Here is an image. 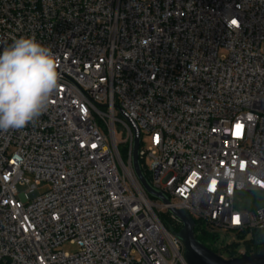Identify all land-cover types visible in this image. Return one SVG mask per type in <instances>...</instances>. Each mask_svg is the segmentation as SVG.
I'll list each match as a JSON object with an SVG mask.
<instances>
[{"label": "built area", "instance_id": "built-area-1", "mask_svg": "<svg viewBox=\"0 0 264 264\" xmlns=\"http://www.w3.org/2000/svg\"><path fill=\"white\" fill-rule=\"evenodd\" d=\"M33 34L60 87L0 132V264H188L170 208L264 235V0H0V50Z\"/></svg>", "mask_w": 264, "mask_h": 264}, {"label": "clouds", "instance_id": "clouds-1", "mask_svg": "<svg viewBox=\"0 0 264 264\" xmlns=\"http://www.w3.org/2000/svg\"><path fill=\"white\" fill-rule=\"evenodd\" d=\"M58 57L33 35L13 37L0 50V132L35 122L59 89Z\"/></svg>", "mask_w": 264, "mask_h": 264}, {"label": "water", "instance_id": "water-1", "mask_svg": "<svg viewBox=\"0 0 264 264\" xmlns=\"http://www.w3.org/2000/svg\"><path fill=\"white\" fill-rule=\"evenodd\" d=\"M139 148L140 137L138 133H136L132 154V164L136 176L151 197L157 198L165 204H169L168 197L152 187L144 175L140 166ZM169 213L182 224L180 230L175 234L184 244V257L188 264H264V246L255 254L225 259L196 238V223L189 213L176 208H170Z\"/></svg>", "mask_w": 264, "mask_h": 264}, {"label": "rangeland", "instance_id": "rangeland-1", "mask_svg": "<svg viewBox=\"0 0 264 264\" xmlns=\"http://www.w3.org/2000/svg\"><path fill=\"white\" fill-rule=\"evenodd\" d=\"M262 47L264 49V43L262 44ZM119 118H123L121 114L118 115ZM116 128L119 129L117 131V136L119 140H122L125 137V132H122L121 129V125L120 123H117ZM151 145V138L148 135H144L143 137V145L142 147L144 148H148ZM119 150L120 153H122L124 155L125 152V146L124 144H120L119 145ZM49 189V186L47 185H43L40 187V190L42 192L47 191ZM154 200H158L157 198H153ZM165 214V213H162ZM169 224L172 226H177L176 222L169 217ZM217 233H219L220 235H223L225 240H219V241H214L212 240V247L216 249L217 254H219L220 256H223L224 258H229L230 254L229 251L232 248L230 245L227 246L226 244H232L234 241L237 243H240L236 249H243V248H249L246 245L247 240L251 239V235H249L248 237L244 238V239H238L237 235L232 232V231H222V230H215ZM221 246H223V248H221ZM62 250H65L67 252L70 253H75L76 251H78V246L76 244H72V243H65L62 247Z\"/></svg>", "mask_w": 264, "mask_h": 264}, {"label": "trees", "instance_id": "trees-1", "mask_svg": "<svg viewBox=\"0 0 264 264\" xmlns=\"http://www.w3.org/2000/svg\"><path fill=\"white\" fill-rule=\"evenodd\" d=\"M122 157L124 158L125 157V154L123 155L121 153ZM169 217L170 214L169 213H165V214H161L160 215V219L161 221L164 223V225L168 226L169 227ZM181 228V227H180ZM180 230V229H179ZM195 235H196V238L198 240H200L205 246H207L209 249H211L212 251L216 252V249L212 247V240L214 241H221V237L217 234H214V233H210L205 226H203L202 223H200L198 220L196 221V225H195ZM238 239H244L246 238L247 236L244 234H239L238 236ZM264 238V235L263 234H260V233H253L252 236H251V239L250 240H247L245 241L246 242V245L247 247L251 246V245H255L257 247V250L260 251L263 246H264V242L262 244V241L261 239ZM240 243H237V242H233L230 246L232 247L231 248V251L232 253L235 252L237 246L239 245Z\"/></svg>", "mask_w": 264, "mask_h": 264}, {"label": "snow or ice", "instance_id": "snow-or-ice-1", "mask_svg": "<svg viewBox=\"0 0 264 264\" xmlns=\"http://www.w3.org/2000/svg\"><path fill=\"white\" fill-rule=\"evenodd\" d=\"M233 23H236L235 21H233ZM234 222L239 223L240 222V217H234Z\"/></svg>", "mask_w": 264, "mask_h": 264}]
</instances>
